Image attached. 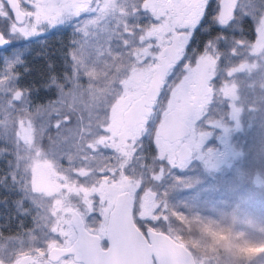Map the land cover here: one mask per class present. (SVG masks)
<instances>
[{
	"label": "snow or ice",
	"instance_id": "obj_1",
	"mask_svg": "<svg viewBox=\"0 0 264 264\" xmlns=\"http://www.w3.org/2000/svg\"><path fill=\"white\" fill-rule=\"evenodd\" d=\"M0 4L4 5L0 37L5 41L0 47L17 36L31 39L58 25L72 27L67 51L62 53L64 70L57 73L48 65L41 87L54 93L43 103H33L31 89L16 83L22 62L7 64L5 71V58L0 61V80H4L0 109L11 119L10 130L0 127V160L5 162L0 167V191L19 193L11 203L16 215L23 217L20 228L30 220L26 235L34 237L29 253L33 259L23 264H59L49 261L48 244L63 243L67 237L62 229L68 226L57 223L60 213L52 211L56 200H62L65 208L74 205L78 209L81 220L72 226L73 231L81 235L90 231L101 238V247L114 246V237L98 231L101 224L108 223L113 208V196L105 184H120L125 177L133 178L130 212L145 238L158 227L180 223L183 217L175 210L169 212L163 199L167 191L161 194L160 190L169 180L183 183L185 176L177 173L196 165L207 174L208 157L219 156L221 147L225 154L231 152L230 134L241 128L245 111L236 78L264 69V48L260 46L264 43V0H198L188 14L181 11L183 0L169 5H155L150 0H19L24 20L32 25L30 32L14 30V26L23 28L24 21L17 18L10 0H0ZM237 31L239 36L234 34ZM213 32L204 52L190 58L197 35ZM167 48L173 54L162 51ZM204 62L203 70L193 67ZM156 65L160 66L159 79L143 117L134 126H122L124 106L117 102L121 97L131 100L136 96L135 81L130 79L133 68L151 78ZM193 77L199 79L201 89L195 102L190 88ZM181 104L189 131L166 147L158 134ZM17 114L26 117L24 127L31 143L27 134L24 139L17 134L21 124ZM3 119L4 112H0ZM193 134H198V144H188ZM34 170L48 174L50 182L71 186L74 181L76 189L83 185L88 191L69 192L61 187L49 194L34 190ZM146 193L155 194L148 214L142 207ZM123 208L128 209L127 202ZM70 218L65 214V220ZM5 227L10 231L9 225H0V229ZM18 238L19 234L6 237L0 230V240ZM151 259L152 264H166ZM0 264H5L3 257ZM11 264H17L15 253Z\"/></svg>",
	"mask_w": 264,
	"mask_h": 264
},
{
	"label": "trees",
	"instance_id": "obj_2",
	"mask_svg": "<svg viewBox=\"0 0 264 264\" xmlns=\"http://www.w3.org/2000/svg\"><path fill=\"white\" fill-rule=\"evenodd\" d=\"M71 34V25L65 23L49 29L39 37L31 39L14 37L8 47L0 50V61L4 58L6 61L5 71H8L7 64L22 62L17 68L20 75L16 83L21 88L31 89L30 98L33 103H43L52 98L54 90H45L41 85L48 74L49 64L54 66L57 73L64 70L62 53L67 51ZM234 34L239 36L240 32ZM210 35L215 33L197 35L189 52L190 58L204 52ZM252 63L256 64V61L253 60ZM236 83L242 93L241 104L244 105L245 111L241 118V128L231 132L229 142L231 152L241 155L233 158L229 152L224 158L225 164L218 169L208 168L207 174L199 165L185 173H177L185 176L184 182L173 183L169 180L165 189L160 190L161 194L167 191V196L163 199L168 202L169 212L175 210L183 219L180 223L166 224L153 231L165 233L182 244L193 256L195 264H264V257L246 261L235 255L232 248V244H241L248 239L264 240V89H262L264 69H254L252 75L236 78ZM3 84L4 80H0V85ZM249 107L257 110L249 111ZM0 112H4L0 127L10 130L9 115L5 109H0ZM16 119L21 121L17 134L24 139L26 133L23 131H26L30 137V132L24 127L26 117L17 114ZM226 126L234 128V125ZM211 143H216L215 139ZM4 163L0 160V167L4 166ZM226 177L231 179L225 181ZM125 178L133 184L132 177ZM135 184L138 186L139 179L135 180ZM61 187H67L69 192L88 191L83 185L76 189L74 181L71 186L65 184L60 185ZM18 195L19 193H9L6 189L0 191V201H7L0 202V225H9L10 231L8 227L0 230L4 231L6 237L9 235L16 237L19 234L18 239L0 240V257H3L5 264H11L14 253L17 259L21 256L30 257V246L34 239L30 234L26 235L30 220L26 222L25 228L18 226L19 220L23 217L16 215L15 206L11 203ZM154 195L153 193L152 196ZM149 207L150 209L154 207L153 201ZM61 208L67 211L76 210L79 213L74 205L65 208L62 200H56L52 211L54 215L60 213L57 223L61 221ZM104 225L101 224L98 231L104 232ZM218 232L228 234L226 247L210 252L209 245L214 242ZM66 237L63 243L49 242L48 248L53 244L66 246L71 241L68 236Z\"/></svg>",
	"mask_w": 264,
	"mask_h": 264
},
{
	"label": "water",
	"instance_id": "obj_3",
	"mask_svg": "<svg viewBox=\"0 0 264 264\" xmlns=\"http://www.w3.org/2000/svg\"><path fill=\"white\" fill-rule=\"evenodd\" d=\"M10 3L17 11V18L24 21V15L19 11L16 0ZM5 43L0 37V44ZM8 45L0 47L5 49ZM185 116L180 109H176L172 116L164 122L159 136L163 141L170 143L189 131L185 122ZM133 122L127 113L124 114L122 126L131 127ZM218 162V158L213 160ZM127 202L128 209L123 208ZM131 196L127 191L118 193L113 200V208L105 227V236L115 238V245L109 248L100 246L101 239L90 231L81 235L75 232V239L66 247L53 246L49 248V261L58 262L65 256H72L73 261L80 264H152V257H156L166 264H195L191 253L180 243L173 240L169 235L153 231L149 238H145L136 228L132 221ZM69 223L71 226L78 225L81 217L76 210L70 213ZM28 261L23 256L17 264Z\"/></svg>",
	"mask_w": 264,
	"mask_h": 264
},
{
	"label": "rangeland",
	"instance_id": "obj_4",
	"mask_svg": "<svg viewBox=\"0 0 264 264\" xmlns=\"http://www.w3.org/2000/svg\"><path fill=\"white\" fill-rule=\"evenodd\" d=\"M150 2L155 4V5H169V4L174 3V0H150ZM183 2H184L185 7L181 11L184 14H188V13H190L191 6L195 5L198 2V0H183ZM161 14L162 15L164 14L162 10H161ZM23 30H25L26 32L32 31V25L29 23H26L24 25ZM17 37H19V36H17ZM263 45H264V43L260 44L261 47H263ZM162 51H167L170 55L173 54V50L171 48H167V49H164ZM193 67H199L203 70L204 68H206V62H204L202 64H198V65H193ZM159 71H160V66L159 65L154 66L152 69V77L149 78L147 75H145L143 73L142 70L136 69L135 67L133 68V72H132L130 79L135 81V85L137 88L136 96L134 99H131V100H126L124 97H121V99L117 102L118 105L124 106L121 108L122 116H123V114H126L128 112L131 113L132 119H133L132 120V122H133L132 126L135 125V123L138 119L143 117L144 110H145V107L147 104V100L150 96V93L154 89L156 83L158 82ZM190 88H191L192 92L195 93V95L191 98L192 101L195 102L197 96H199V94L201 92L198 78L193 77L192 82L190 84ZM177 109H180L181 112L185 116L186 109H185V106L183 104L178 106ZM185 122H186V120H185ZM121 123H122V119H121ZM23 132L27 134V140L29 143L31 141V137H29L28 132H26V131H23ZM162 143L166 147H171V144L166 142V141L162 140ZM198 143H199L198 134H193L189 138L188 144L195 145ZM230 149H231V144H230ZM227 155L225 154V149L223 147H221L219 156L210 155L208 157V161H207L208 168L218 169L219 167L224 165L225 164L224 158ZM215 158H218V162H216V163L213 162V160ZM33 188L35 190H43V191H46L49 194H51L53 192H58L60 189V185H58L57 183L50 182V180L48 179V174L37 172L36 170H34ZM105 190L113 196V200H114L115 196L118 193L123 192V191H127L131 195L130 190H134V189L132 188L131 182L128 181L126 178H124L123 182L120 184H112V185L105 184ZM152 197H153L152 194H148V193L145 194L144 204L142 206L145 214H148L149 212H151L150 210L152 208L150 209L149 206L152 205V201H153ZM60 212L62 213V217H61V221L59 223H63L64 225L68 226L66 229H62V234L64 236H68L69 238H71V237H73L72 226L69 223V219L66 221L63 218L66 213L70 216L71 210L70 211H67V209L62 210V208H61ZM53 246L62 247V246L53 244V245H50L49 248H51ZM64 247H66V246H64ZM49 248H48V250H49ZM22 257L23 256L19 257L17 259V261ZM27 258H28V260L33 259L32 257H27ZM58 262H59V264H72V262L67 258H61Z\"/></svg>",
	"mask_w": 264,
	"mask_h": 264
},
{
	"label": "clouds",
	"instance_id": "obj_5",
	"mask_svg": "<svg viewBox=\"0 0 264 264\" xmlns=\"http://www.w3.org/2000/svg\"><path fill=\"white\" fill-rule=\"evenodd\" d=\"M227 239V233H216L214 242L209 245V251L223 250L226 247ZM232 248L235 255L246 261H253L264 257V240L248 239L241 244H232ZM252 249H256L257 251H249Z\"/></svg>",
	"mask_w": 264,
	"mask_h": 264
},
{
	"label": "flooded vegetation",
	"instance_id": "obj_6",
	"mask_svg": "<svg viewBox=\"0 0 264 264\" xmlns=\"http://www.w3.org/2000/svg\"><path fill=\"white\" fill-rule=\"evenodd\" d=\"M16 2H17V4H18V7H19V11L23 14V15H25L24 14V11L20 8V5H19V0H16ZM4 8V5H2V4H0V9H3ZM26 23H28L26 20H24V23H23V28H24V25L26 24ZM23 28H16L15 26H14V30L15 31H17V32H26L25 30H23ZM127 115H128V117H129V119L132 121L133 119H132V115H131V113H127ZM123 117H124V114H123V116H122V122H123ZM131 196V195H130ZM105 227H106V225H104V235H105ZM92 233V232H91ZM73 237H71L70 239H71V241H70V243L68 244V245H66V246H69L72 242H73V240L75 239V231H73ZM101 239V238H100ZM63 258H69V260L72 262V264H80V263H76V262H74L73 261V257L72 256H65V257H63Z\"/></svg>",
	"mask_w": 264,
	"mask_h": 264
}]
</instances>
